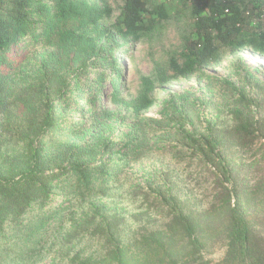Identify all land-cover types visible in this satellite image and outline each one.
I'll return each mask as SVG.
<instances>
[{
    "label": "trees",
    "instance_id": "1",
    "mask_svg": "<svg viewBox=\"0 0 264 264\" xmlns=\"http://www.w3.org/2000/svg\"><path fill=\"white\" fill-rule=\"evenodd\" d=\"M122 1L110 23L104 0H0V264H59L51 252L61 235L73 236L92 223L86 230L96 239L90 255L76 253L73 264H210L202 254L216 242L225 249L217 264H264V226L258 227L264 219L256 221L264 212V86L250 81L256 93L240 91L229 119L211 123L198 138L188 131L177 135L184 127L175 99L183 98V107L189 100L172 95L164 101L162 119L153 122L176 120V134L169 137L191 152L188 157L178 150V159L197 158L220 173L211 171L213 193L202 210L185 213L180 200L168 196L172 187L154 188L164 225L155 227L156 216L138 212L139 233L127 241L118 205L128 186L122 176L148 143L140 132L113 137L118 128L111 123L121 127L124 117L116 118L102 102L131 108L142 120L133 127L153 132L143 114L155 104L154 81L144 79L137 98L125 102L119 49L168 19L166 4L174 1L188 6L193 30L181 61L171 57L168 68L156 69L158 83L202 72L220 61L223 49L264 56V0ZM108 79L110 90L104 91ZM234 151L258 165L252 183L228 168L227 154ZM130 187L126 193L149 203L139 184ZM111 196L119 201L112 214L102 202ZM57 198L62 203L52 206Z\"/></svg>",
    "mask_w": 264,
    "mask_h": 264
},
{
    "label": "rangeland",
    "instance_id": "2",
    "mask_svg": "<svg viewBox=\"0 0 264 264\" xmlns=\"http://www.w3.org/2000/svg\"><path fill=\"white\" fill-rule=\"evenodd\" d=\"M104 1L112 10L111 23L119 14L123 1ZM166 7L169 13L168 19L161 21L154 31L143 38L135 41L129 40L125 44L126 46L120 48L117 53L122 70L120 97L125 102H130L137 98L139 91L143 87L144 79L154 81V90L150 94L155 99V104L143 114L144 117L150 119V122L148 121L146 124L153 132L150 130L143 132L133 127L135 126L134 124L141 125L142 120L137 121L134 118L131 108L126 110L111 102L106 103L104 99L102 100L105 107L113 112L116 118L122 119L124 117L121 127L118 123H111L112 127L116 126L118 128V130H113V137L120 140L116 137L118 132H140L145 134L143 137L138 134L140 138H144V141L148 143L145 147L138 150V160L122 176L124 178L123 183L125 181L128 182V186L122 190L130 191L131 187L129 188V186L139 184L142 187L139 191L149 193V203H147L149 205L144 203V198L140 194L132 195L125 191L122 204H118V199L112 198V196L102 199L103 203H109L112 210L111 214L116 210L115 204L124 208L122 224L127 229L125 235H121L123 241H127L130 234L139 233L138 227L141 224L139 223L137 227L136 222L138 219L135 217L138 212H148L156 216L155 227L164 225L165 222L161 218L162 214L157 207V202L153 201L156 196L155 192H153L154 188L165 187L170 189L172 187L168 196L172 195L179 199L185 213L193 210H202L207 206V202L211 199L213 193L211 171L220 173L211 165H208V167L204 166L200 159L191 158L184 161L178 159L176 156L178 150L183 151L182 153L188 157H190L191 152L187 145H181V141L179 142L169 137L176 134L175 129L178 127L176 120L170 123H166L163 120L161 125L153 122L162 119L161 110L164 108V101H169L172 95L184 96L189 100L187 101L188 107H183L185 100L183 98L175 99L177 102L176 106L181 107L179 111L182 115L184 127V131L177 135H180V137L184 136L185 131H188V133H195L194 137L198 138L205 130L206 133L209 132L211 123L215 121L220 123L229 119L230 107L238 98L240 91L245 90L249 96L256 93V88L252 86L251 82L264 86V56L254 54L247 49L240 51L223 49L220 61L204 67L202 72H197L188 78L182 77L168 84H160L155 81L156 69L168 68L167 62L171 57L181 61V52L193 30L192 15L188 6L169 1ZM168 73L172 74L169 69ZM227 82H231L232 86L228 85ZM103 86L104 91L110 90L109 79L104 81ZM164 134L167 139L160 141ZM261 143H264V139L259 142V144ZM257 147L258 145H256ZM227 155V159L231 163L228 168L234 170L233 173H237L246 182L250 180L252 183L260 175L258 165H253V159L251 161L242 153L236 151ZM249 163V167H246ZM119 185L120 183L117 184L118 187ZM90 201H85L83 204L88 206ZM60 203H62L61 199L57 198L53 201L52 206H57ZM66 205L63 204V206ZM68 211H66V214ZM262 219H264V212H259L256 215V221ZM150 220L152 221L153 218ZM145 223L148 225V220L144 219ZM258 223V227L264 226V221ZM66 226V229L71 228L69 222L66 223ZM94 226L92 223L88 227L86 225L78 229V234L74 233V237L68 236L64 238L63 234L65 232L61 235L57 246L51 252L52 255H57L59 264H73L71 261L76 253L80 254V256L90 255L89 246L96 239L95 236L86 233V230L89 228V231H91ZM128 227L137 230L132 231ZM49 247L50 244H47V249ZM224 253V247L216 242L213 246L206 248L202 255L210 264H217L223 258ZM42 262L44 264L46 260Z\"/></svg>",
    "mask_w": 264,
    "mask_h": 264
}]
</instances>
